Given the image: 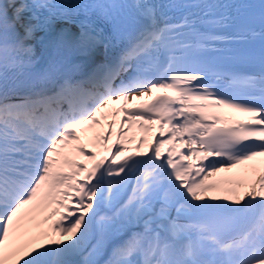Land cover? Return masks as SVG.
I'll list each match as a JSON object with an SVG mask.
<instances>
[{"label":"snow or ice","instance_id":"snow-or-ice-1","mask_svg":"<svg viewBox=\"0 0 264 264\" xmlns=\"http://www.w3.org/2000/svg\"><path fill=\"white\" fill-rule=\"evenodd\" d=\"M0 264H264V0H0Z\"/></svg>","mask_w":264,"mask_h":264}]
</instances>
